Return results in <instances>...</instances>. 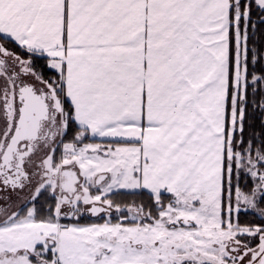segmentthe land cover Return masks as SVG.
<instances>
[{
    "label": "snow or ice",
    "instance_id": "snow-or-ice-1",
    "mask_svg": "<svg viewBox=\"0 0 264 264\" xmlns=\"http://www.w3.org/2000/svg\"><path fill=\"white\" fill-rule=\"evenodd\" d=\"M0 264H264V0H0Z\"/></svg>",
    "mask_w": 264,
    "mask_h": 264
}]
</instances>
